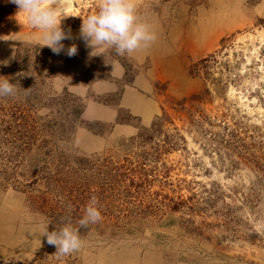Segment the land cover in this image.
<instances>
[{"label":"rangeland","instance_id":"obj_1","mask_svg":"<svg viewBox=\"0 0 264 264\" xmlns=\"http://www.w3.org/2000/svg\"><path fill=\"white\" fill-rule=\"evenodd\" d=\"M0 6V78L18 86L0 106L27 104L35 138L0 185V264H264V0H137L156 41L106 60L80 38L96 0H65L59 55L19 42L35 30ZM68 184L97 193L62 221L36 208ZM92 196L102 219L79 228ZM69 220L83 244L57 258L41 225Z\"/></svg>","mask_w":264,"mask_h":264},{"label":"clouds","instance_id":"obj_2","mask_svg":"<svg viewBox=\"0 0 264 264\" xmlns=\"http://www.w3.org/2000/svg\"><path fill=\"white\" fill-rule=\"evenodd\" d=\"M10 2L17 6L16 15L23 16L27 24L35 30L25 35L19 42L39 48L46 46L57 55L64 51L62 41L72 38L70 32L66 33L61 27L62 19L68 16L64 15L65 0H10ZM80 38L86 47L91 49L90 57L102 55L106 60L112 52L118 57H132L136 53L145 52L156 41L157 36L138 14L137 0H96V11L82 19ZM66 54L69 57L76 55V45L69 46ZM106 64L112 67L110 75L117 79L122 78L124 69L118 60ZM117 69L119 76L116 75ZM17 87L10 83L8 78H0V97L15 96ZM101 219L98 200L92 196L84 206L83 216L77 224L79 228H86ZM50 223L52 222L48 221L41 225V235L46 237L49 245L55 246L54 255L57 258L81 249L83 241L79 228L74 227L70 220L52 231L48 230Z\"/></svg>","mask_w":264,"mask_h":264},{"label":"trees","instance_id":"obj_3","mask_svg":"<svg viewBox=\"0 0 264 264\" xmlns=\"http://www.w3.org/2000/svg\"><path fill=\"white\" fill-rule=\"evenodd\" d=\"M7 1L9 5H13V3L10 2V0H0V3ZM2 12L1 6H0V13ZM202 61H205V58H200L198 59L192 66H195L196 63H200ZM192 70H195L196 67H192ZM193 74V72H192ZM183 99L179 103H181ZM27 104H21L20 107L18 106H12L9 105L6 108H3L0 106V185L6 186L8 183L12 184L11 177L12 173L16 171V168H18L19 164L21 162L22 156H25L29 148H31V144L35 140L34 138V133L31 131V125L29 123H26V118L27 116L25 113H23L20 108L25 107ZM164 115V114H163ZM160 118L164 117L161 115ZM160 118H157L155 121L152 123H156L159 125ZM140 135V133H139ZM149 137V136H146ZM169 141V140H166ZM157 149V148H156ZM19 155V157H18ZM78 165L80 168H74L73 173L81 174V171H85V162L78 160ZM78 170V172H77ZM87 176V174H84ZM15 185V184H14ZM86 186V187H85ZM81 186L79 188L75 187L77 190L75 192L72 191L71 185H64L62 187V200L58 201H51L50 197H48L45 194H33L36 203V208L45 211L51 219L55 218L58 221H62L67 214V213H77L78 207L76 205H80V201L75 203V198L74 194L78 196L84 195L86 197L89 194H96L97 191L94 188V186ZM73 194V195H72ZM80 195V196H81ZM80 197H78L79 199ZM71 199V205L69 206V209L67 211H64V208H62L61 204L64 206L65 205V200L68 201ZM77 199V198H76ZM62 201V202H61ZM56 204L55 206H47V208L42 207L43 205L46 204ZM83 204V201L81 202ZM173 207V206H172ZM79 215V214H77ZM80 217V215H79Z\"/></svg>","mask_w":264,"mask_h":264}]
</instances>
